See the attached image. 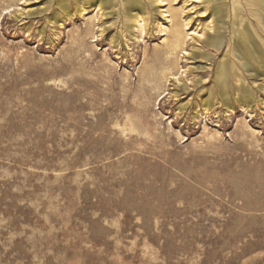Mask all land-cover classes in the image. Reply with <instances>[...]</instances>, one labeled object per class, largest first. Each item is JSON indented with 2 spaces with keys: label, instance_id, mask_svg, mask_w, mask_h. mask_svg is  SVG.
<instances>
[{
  "label": "rangeland",
  "instance_id": "1",
  "mask_svg": "<svg viewBox=\"0 0 264 264\" xmlns=\"http://www.w3.org/2000/svg\"><path fill=\"white\" fill-rule=\"evenodd\" d=\"M64 1L0 0V264H264V64L231 17L216 50L205 0H138L146 27Z\"/></svg>",
  "mask_w": 264,
  "mask_h": 264
},
{
  "label": "bare ground",
  "instance_id": "2",
  "mask_svg": "<svg viewBox=\"0 0 264 264\" xmlns=\"http://www.w3.org/2000/svg\"><path fill=\"white\" fill-rule=\"evenodd\" d=\"M94 0H76L78 7L84 10L87 4H90ZM102 7H109L110 0H96ZM133 4L130 11L137 10L136 12H130L131 19L136 23H141L143 27H146V10L143 5L138 3V0H127ZM153 2H159L160 0H152ZM238 0H230L231 7L227 0H205L206 6L210 13V22L206 24L201 29L200 41L203 42L204 46L219 50L225 40V35L223 30L227 27V17H231L235 29L231 38V42L234 43V54L240 57L241 60L245 61V66H252L253 62L257 64H264V54L257 38L254 36L253 32L246 25V18L241 14V7L237 4ZM254 5L259 4L262 0H251ZM62 5L68 7V0H65ZM61 5V6H62ZM65 8V9H66ZM110 15L113 12L109 13ZM76 13H71L69 9L66 12V17H73ZM56 21L60 22V16L57 14ZM264 31V25L261 27ZM115 37V36H114ZM216 81L222 90L226 92L227 83L226 76L228 74L227 60L222 59L217 67ZM227 94V92L225 93ZM241 100V99H240Z\"/></svg>",
  "mask_w": 264,
  "mask_h": 264
}]
</instances>
